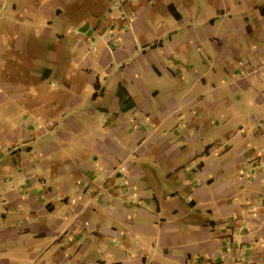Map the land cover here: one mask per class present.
<instances>
[{
  "label": "crops",
  "instance_id": "0c3cea01",
  "mask_svg": "<svg viewBox=\"0 0 264 264\" xmlns=\"http://www.w3.org/2000/svg\"><path fill=\"white\" fill-rule=\"evenodd\" d=\"M0 264H264V0H0Z\"/></svg>",
  "mask_w": 264,
  "mask_h": 264
}]
</instances>
